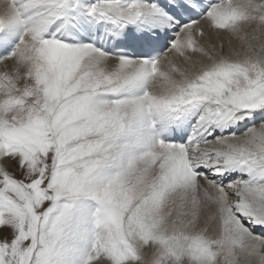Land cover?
<instances>
[{"label": "snow or ice", "instance_id": "obj_1", "mask_svg": "<svg viewBox=\"0 0 264 264\" xmlns=\"http://www.w3.org/2000/svg\"><path fill=\"white\" fill-rule=\"evenodd\" d=\"M0 264H264V0H2Z\"/></svg>", "mask_w": 264, "mask_h": 264}, {"label": "bare ground", "instance_id": "obj_2", "mask_svg": "<svg viewBox=\"0 0 264 264\" xmlns=\"http://www.w3.org/2000/svg\"><path fill=\"white\" fill-rule=\"evenodd\" d=\"M0 3H2V0H0Z\"/></svg>", "mask_w": 264, "mask_h": 264}, {"label": "rangeland", "instance_id": "obj_3", "mask_svg": "<svg viewBox=\"0 0 264 264\" xmlns=\"http://www.w3.org/2000/svg\"><path fill=\"white\" fill-rule=\"evenodd\" d=\"M9 170H11V169H9Z\"/></svg>", "mask_w": 264, "mask_h": 264}]
</instances>
